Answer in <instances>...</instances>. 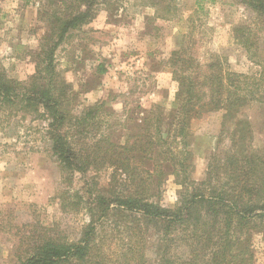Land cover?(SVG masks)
I'll list each match as a JSON object with an SVG mask.
<instances>
[{
	"label": "trees",
	"instance_id": "obj_1",
	"mask_svg": "<svg viewBox=\"0 0 264 264\" xmlns=\"http://www.w3.org/2000/svg\"><path fill=\"white\" fill-rule=\"evenodd\" d=\"M118 1L42 0L38 20L46 29L32 55L34 73L22 81L0 69V115L8 123L29 116L46 122L61 175L55 197L61 213L90 217L76 238L60 221L20 236L19 264H255L253 232L264 235V153L251 150L249 120L239 116L251 103L264 104V0H241L253 20L233 29L235 43L262 65L259 74L231 72L219 54L202 68L185 48L171 53L177 90L167 129L160 104L138 105L115 123L106 101L78 111L80 92L57 69L62 43L98 16L100 4ZM141 1L156 18L177 15L178 0ZM216 112L234 128L227 150L212 157L197 182L188 148L192 122ZM120 131L127 132L124 142ZM171 177L179 198L167 207L161 196Z\"/></svg>",
	"mask_w": 264,
	"mask_h": 264
},
{
	"label": "rangeland",
	"instance_id": "obj_2",
	"mask_svg": "<svg viewBox=\"0 0 264 264\" xmlns=\"http://www.w3.org/2000/svg\"><path fill=\"white\" fill-rule=\"evenodd\" d=\"M178 0L174 18H156L155 9L141 0H120L99 5L98 16L73 32L56 52L62 78L80 92L78 111L98 101H106L109 120H127L138 105L165 108L168 127L175 106L177 83L172 76L171 53L185 48L203 68L214 55L227 59L231 72L259 74L262 65L249 59L235 43L233 29L250 23L252 12L241 0ZM42 0H0V69L8 76L26 80L35 71L33 52L45 25L38 20ZM152 18V19H151ZM260 54L264 57V43ZM264 62V61H263ZM264 64V63H263ZM99 66L106 73L99 72ZM264 68V65H263ZM250 123V147L264 153V104L254 102L239 116ZM236 120V119H233ZM225 127L228 130L222 132ZM234 121L216 112L192 122L188 148L193 154L192 177L205 179L213 156L225 152ZM223 133V136H222ZM125 141L127 132L120 131ZM113 170L103 173L109 182ZM76 188L81 189L83 183ZM61 175L52 157L46 122L15 117L10 123L0 115V264H19V238L39 231L40 226L60 229L78 237L90 217L79 214L63 217L56 194ZM180 186L171 177L162 191V203L175 206ZM255 264H264V235L253 232ZM155 259V249L149 246Z\"/></svg>",
	"mask_w": 264,
	"mask_h": 264
}]
</instances>
